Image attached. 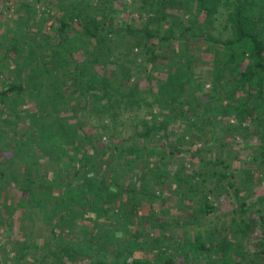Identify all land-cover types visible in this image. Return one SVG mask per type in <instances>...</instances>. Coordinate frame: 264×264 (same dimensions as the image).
<instances>
[{
    "label": "trees",
    "instance_id": "obj_1",
    "mask_svg": "<svg viewBox=\"0 0 264 264\" xmlns=\"http://www.w3.org/2000/svg\"><path fill=\"white\" fill-rule=\"evenodd\" d=\"M38 4L54 11L56 42ZM20 9L0 34V225L20 210L5 257L264 264V192L240 194L264 187V0ZM154 73L162 86L141 88ZM229 134L254 139L233 168Z\"/></svg>",
    "mask_w": 264,
    "mask_h": 264
},
{
    "label": "rangeland",
    "instance_id": "obj_2",
    "mask_svg": "<svg viewBox=\"0 0 264 264\" xmlns=\"http://www.w3.org/2000/svg\"><path fill=\"white\" fill-rule=\"evenodd\" d=\"M21 1L23 0H0V34L1 33H6V31H9V29H11L12 27H10L13 23L17 22V18H19V15L21 16L22 14V9L20 10H17V7L19 6V4L21 3ZM130 1V0H128ZM46 6H43V5H37V10H38V17L40 16V18H43L44 17V14H43V11L46 13L45 17H46V22L45 24L43 25V29L44 30H47V32L53 37L51 39L52 42H56L57 40V36L55 35V29H53L54 27V18H53V13L54 11H48V8ZM20 11V12H19ZM39 18V19H40ZM204 57V55H203ZM205 58V57H204ZM80 59V57H79ZM53 68L55 67V65H52ZM142 69L145 71L144 67L142 66ZM163 77L162 74H153V76L151 77L152 78V81H151V85L150 83H147V81L145 80V78H143L142 80L139 81V84H140V87L141 88H148L149 86L151 87H154V88H157L159 87L160 85L162 86V82L159 83V81L157 80V78H160ZM164 76H165V73H164ZM33 103L30 102L28 104H26V107L27 108H33ZM7 117V116H6ZM13 118V117H11ZM22 124V122L20 123V125ZM236 139H233L231 137V135L229 134L228 137H227V140L229 142V146L232 148V157H231V165H232V168L233 167H236V166H240L241 163H242V160H246L249 156H250V152L247 150L248 147H245L244 144H246L247 142H249V144H251L254 139L252 141H250L249 138H246L245 139V143H242L240 141V137H235ZM197 144H201L202 141H197L196 142ZM197 146V145H196ZM194 146V148L196 147ZM235 150V151H233ZM7 156H10V151H0V160L3 159L4 157H7ZM198 157L196 156L193 161L195 162L196 159ZM253 183V182H252ZM252 183H248L246 185H244L243 188L244 191L241 192L240 194L242 196H246L249 192H251L252 190L256 191V195L259 194V193H263L264 192V187L260 184H252ZM166 195V194H165ZM226 200V202L224 203H221V205H219V209L221 212H229L231 209H234V206L229 203L231 202L232 200L230 199V197H225L224 198ZM169 209L171 212L174 211L175 209V205H174V202L172 203H169ZM20 214V210H18L16 213H15V216H14V219L12 220V224L7 227V226H2L0 225V246L2 244V242L4 241V237H8V238H19L20 235L18 234V225L20 224L18 221V215ZM95 217V215H94ZM8 230V232H7ZM257 230L251 234L252 238L256 241L257 239H255L257 237ZM43 236V235H42ZM37 237V240H39L41 243L42 242V238L38 239V236ZM179 238H182V236H179ZM4 252L5 250H2V248L0 247V264H13V260H9L8 258L5 257L4 255ZM142 252H136V256H141ZM29 262H27L28 264L30 263V261H32V257L30 256L28 259H27ZM35 264V263H34ZM77 264H80V262H78Z\"/></svg>",
    "mask_w": 264,
    "mask_h": 264
}]
</instances>
